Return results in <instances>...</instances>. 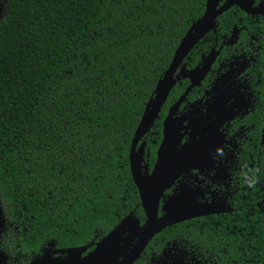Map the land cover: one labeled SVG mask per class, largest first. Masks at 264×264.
Instances as JSON below:
<instances>
[{
    "label": "trees",
    "instance_id": "obj_1",
    "mask_svg": "<svg viewBox=\"0 0 264 264\" xmlns=\"http://www.w3.org/2000/svg\"><path fill=\"white\" fill-rule=\"evenodd\" d=\"M206 4L6 0L0 206L6 229L22 233L29 253L95 244L129 215L145 221L131 172L132 141ZM197 50L190 57H198ZM181 92L177 86L165 107ZM252 221L263 245V222Z\"/></svg>",
    "mask_w": 264,
    "mask_h": 264
},
{
    "label": "flooded vegetation",
    "instance_id": "obj_2",
    "mask_svg": "<svg viewBox=\"0 0 264 264\" xmlns=\"http://www.w3.org/2000/svg\"><path fill=\"white\" fill-rule=\"evenodd\" d=\"M232 1L236 0H223L218 9ZM196 49L198 57H190ZM205 67L206 76L192 87L189 77ZM175 81L167 101L177 86L182 92L168 107L166 101L153 128L138 143V172L144 176L154 171L167 137L166 122L186 96L171 127L174 144L178 145L175 152L189 147L187 158L192 164L165 192L159 217L165 215L164 207L173 198L184 193L195 203L214 207L215 213L164 229L133 264H264L261 228L254 227L256 221H252L263 222L264 239V0H240L223 12L213 30L185 59ZM129 216L137 234L131 229L125 231L120 247H126V252L118 264L137 245L147 225V215L145 221ZM101 240L76 247L45 246L29 253L22 233L7 228L0 244L1 248L15 246L28 252L12 259L2 251L7 256L5 264L48 259L52 264L66 260L83 264Z\"/></svg>",
    "mask_w": 264,
    "mask_h": 264
},
{
    "label": "water",
    "instance_id": "obj_3",
    "mask_svg": "<svg viewBox=\"0 0 264 264\" xmlns=\"http://www.w3.org/2000/svg\"><path fill=\"white\" fill-rule=\"evenodd\" d=\"M222 1L223 0H207L205 14L192 26L178 46L172 64L163 78L160 79L155 96L147 104L143 118L135 132L130 154L131 172L134 183L140 194L143 209L147 215V225L137 245L128 253L125 261L121 264H133V262L140 257L149 242L164 229L196 216L215 213L214 207L195 203L188 194L184 193L173 198L164 207L165 215L162 218L159 217L160 203L165 192L169 190L180 177L188 172L192 164L187 158L190 153H188V150L190 151L189 147L181 150L179 153L175 152L178 145L174 144L175 133L171 127L174 116L186 96L177 103V106L171 111L166 122L167 137L159 150L158 162L152 174L147 172L143 176L138 172L139 162L136 160L135 156L138 143L153 128L162 107L165 105L171 90L174 88L176 83L175 76L185 59L197 44L213 30L216 19L223 12L227 11L232 4H239L240 2V0L232 1L223 8L218 9ZM5 4L6 0H0V22L4 18ZM207 72L208 68L205 67L199 73L192 74L189 77L193 83L192 87L199 85ZM5 229L6 221L0 206V239ZM128 229H131L133 234H137V226L132 221V216L123 220L113 231L103 238L90 257L84 260L83 264H118L119 258L126 252V247L121 248L120 243L121 238ZM6 261L7 256L0 251V264H5ZM33 264L52 263L51 259H48V261H37ZM62 264H73V262H68V260H66L62 262Z\"/></svg>",
    "mask_w": 264,
    "mask_h": 264
},
{
    "label": "clouds",
    "instance_id": "obj_4",
    "mask_svg": "<svg viewBox=\"0 0 264 264\" xmlns=\"http://www.w3.org/2000/svg\"><path fill=\"white\" fill-rule=\"evenodd\" d=\"M0 251L6 252L12 259L17 258V256H27L28 252L26 249H17L15 246H10L7 248H0ZM22 264H27L26 260L22 261Z\"/></svg>",
    "mask_w": 264,
    "mask_h": 264
},
{
    "label": "snow or ice",
    "instance_id": "obj_5",
    "mask_svg": "<svg viewBox=\"0 0 264 264\" xmlns=\"http://www.w3.org/2000/svg\"><path fill=\"white\" fill-rule=\"evenodd\" d=\"M105 91L107 90V89H104ZM102 94V93H101ZM61 175H63V170L61 171Z\"/></svg>",
    "mask_w": 264,
    "mask_h": 264
}]
</instances>
